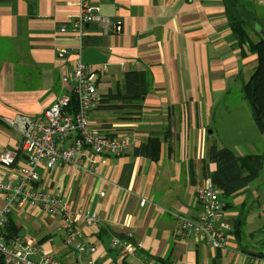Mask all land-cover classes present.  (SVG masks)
Returning a JSON list of instances; mask_svg holds the SVG:
<instances>
[{
	"label": "crops",
	"instance_id": "0c3cea01",
	"mask_svg": "<svg viewBox=\"0 0 264 264\" xmlns=\"http://www.w3.org/2000/svg\"><path fill=\"white\" fill-rule=\"evenodd\" d=\"M240 1L255 10V23L264 28V0ZM90 3L119 25L107 33L95 21L87 25L83 61L109 67L97 81L101 99L91 124L111 137L135 136L141 144L154 139L159 153H136L140 144L125 154L105 156L98 172L76 173L68 164L39 167L41 179L33 187L64 198L74 209L78 239L97 248L87 257L89 263L138 264L154 258L163 264H254L264 256V167L227 198L209 176L217 164L207 160L214 136L238 156L264 153V136L242 93L258 55L237 42L225 0ZM78 10L76 0H0V154L5 149L18 153L14 165L0 161L2 179L17 180L25 159L21 127L7 118L41 119L59 96L72 92L74 81L64 77L73 72L76 55L68 36L56 34L55 28L70 25ZM251 37L257 39L252 31ZM126 71L148 75L150 89L140 111L131 103L103 101L121 90ZM208 180L220 190L225 218L233 225L221 248L178 229L182 218L197 219L205 211L198 190ZM4 201L0 193V206ZM87 210L97 214L95 224L86 223ZM12 214L18 233L8 241L32 237L61 264H74L60 215L34 206ZM129 234L136 253L124 257L112 240Z\"/></svg>",
	"mask_w": 264,
	"mask_h": 264
},
{
	"label": "built area",
	"instance_id": "2783aa9c",
	"mask_svg": "<svg viewBox=\"0 0 264 264\" xmlns=\"http://www.w3.org/2000/svg\"><path fill=\"white\" fill-rule=\"evenodd\" d=\"M76 1L79 10L70 25L55 28L56 34L68 36L72 51L76 55L73 72L64 77L65 82L74 81L71 94L59 96L45 110L41 119H31L25 115L7 118L9 124H19L21 127V150L25 159L19 164L20 176L17 180L0 178V193L5 196L4 204L0 206L2 264H61L32 237H13L10 241L4 238L9 215L27 206L39 207L50 215L61 216L65 243L75 252L74 264H98L88 262L87 257L96 252L97 248L91 242L82 243L78 239L81 232L76 225L77 214L69 203L51 192L33 187L41 179L38 168L53 170L68 164L73 166L76 173L84 169L98 172L105 156L122 155L141 144V140L135 136L111 137L97 131L91 124V113L101 99L97 91V81L109 67L107 62L99 60L94 63L83 61L87 25L95 21L105 33L112 28L118 30L119 25L111 18L98 14L90 0ZM65 52L66 49L61 50L62 54ZM73 100L76 102L75 110L72 109ZM87 153H91L89 158H85ZM17 154L12 149H5L0 154V161L14 165ZM198 197L205 206V211L197 219L182 218L179 231L194 233L215 248L224 247L233 225L225 218V205L220 190L212 180H208L199 188ZM146 201L143 199L142 204ZM85 218L89 225L98 220L97 214L89 210L85 211ZM130 237L129 234L126 238L117 236L112 240V246L124 257L136 253V246ZM35 253L40 255V259L33 258ZM138 264L163 263L154 258H141ZM254 264H264V256L257 257Z\"/></svg>",
	"mask_w": 264,
	"mask_h": 264
},
{
	"label": "trees",
	"instance_id": "16d2710c",
	"mask_svg": "<svg viewBox=\"0 0 264 264\" xmlns=\"http://www.w3.org/2000/svg\"><path fill=\"white\" fill-rule=\"evenodd\" d=\"M225 3L229 25L237 42L242 47L249 46L258 55V65L249 81L243 84L242 93L257 127L264 136V39L259 33L258 26L260 24L255 23L258 22L257 13L240 0H225ZM251 31L254 32L257 39L251 37ZM149 85L146 72L126 71L123 74L121 90L116 94H107L103 101L114 100L121 101L123 104L131 103L132 107L140 111L141 103L150 89ZM115 107L120 108L119 106ZM72 109H76L74 100ZM135 152L149 155L153 153L157 157L158 143L156 140L150 139L136 148ZM207 160L217 164V169L210 172L209 176L223 189L227 198L256 179L264 167V153L238 156L230 147L222 145L218 136H214L210 141ZM17 233L15 218L13 214H10L5 228V238H11Z\"/></svg>",
	"mask_w": 264,
	"mask_h": 264
},
{
	"label": "water",
	"instance_id": "95a60500",
	"mask_svg": "<svg viewBox=\"0 0 264 264\" xmlns=\"http://www.w3.org/2000/svg\"><path fill=\"white\" fill-rule=\"evenodd\" d=\"M259 33H260V35L263 37V39H264V28L263 27H260L259 28Z\"/></svg>",
	"mask_w": 264,
	"mask_h": 264
}]
</instances>
